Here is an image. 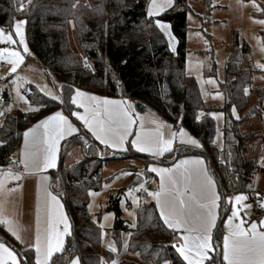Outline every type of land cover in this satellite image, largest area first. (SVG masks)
<instances>
[{"label": "trees", "instance_id": "1", "mask_svg": "<svg viewBox=\"0 0 264 264\" xmlns=\"http://www.w3.org/2000/svg\"><path fill=\"white\" fill-rule=\"evenodd\" d=\"M150 0H0V27H11L14 20H26V38L31 53L44 70L52 73L60 84L61 101L43 94L28 84L23 93L37 113L11 112V98L0 88V167H6L18 148L25 130L43 118L62 111L69 116L75 110L72 96L76 89L110 98L124 97L141 102L159 113L166 121L184 128L197 138L201 147L181 148L179 155L203 157L216 179L221 196V213L215 229V251L208 263L224 264L223 223L229 214L230 196L252 189L254 178L264 171L256 161L248 159L244 150L260 137L259 131L243 133L240 129L247 109L245 89L251 82L253 70L246 60L247 46L234 38L226 62V79L221 83L225 102L220 108L224 115L223 138L226 160L214 144L215 123L205 116L197 119L201 110H210L201 97L195 77L186 72L187 62V0H174V6L159 15L149 17ZM169 22L178 45L173 54L164 33L155 20ZM69 22L82 54L70 46ZM259 103L264 88L257 91ZM235 109V112H233ZM73 118V117H72ZM82 133L73 136L66 150L80 143ZM88 141H91L87 138ZM101 146H89L85 158L67 167L66 150L61 151V172H54L53 188L65 201L72 233L65 249L54 256L50 264H66L69 258H79L80 264H112L115 253L102 249L101 227L89 213L90 192L99 191L104 183L103 169L112 161L126 157L141 159L146 166L149 158L139 156L128 145L127 152L118 158H103ZM120 193L111 196L105 210L113 212L111 228L113 242L121 252L123 236L128 234V252L150 264H187L173 243L177 231L168 228L154 202H144L136 210L135 226L123 218ZM73 237L76 242L72 246ZM0 241L14 247L23 257L22 264H35L31 249H22L0 224ZM117 264H139L121 260Z\"/></svg>", "mask_w": 264, "mask_h": 264}, {"label": "crops", "instance_id": "2", "mask_svg": "<svg viewBox=\"0 0 264 264\" xmlns=\"http://www.w3.org/2000/svg\"><path fill=\"white\" fill-rule=\"evenodd\" d=\"M158 2H162V0H158ZM151 3H152V0L149 1V4L147 6V12H148V9ZM173 6H174V0H173V5L171 7H166L162 12H159L157 15L153 17H158L165 11L171 9ZM164 35L166 36L167 41L168 40L171 41V43L168 42L169 49L173 54H175L177 50L178 42H177L176 37L173 34L171 26L169 28L168 34L164 33ZM173 37L174 39H172ZM32 56L37 61V63L40 65V67L43 68V66L39 63L38 59L33 54ZM56 92H57V97H58L56 100L61 101V91L56 89ZM78 93H84V95H79ZM92 97H96L98 99H92ZM73 98H75L76 100V103L74 104L75 110L73 112H79L81 115L85 117H90L93 111H97L99 113V116L97 117V119L105 120V121L107 120L108 117H107V113L104 111L106 107L103 103L104 100L107 99V100L124 101L130 104L131 105L130 111L134 117V123L128 129V133L126 135L123 148L106 147L104 144H101L92 135L90 131H88L83 121L78 120L75 116H69L68 114L61 111L64 116L68 117L69 121L75 126L76 129H78V131L73 132L71 134L66 132L64 138L60 139L57 142V157H56V167L55 168H51V167L45 168L43 167L42 162L38 166H33L32 164H29L28 169L24 173H21L19 175L13 174V177H8L5 175L7 171L9 170L8 167L7 166L0 167V175L4 176L3 187L2 189H0V224H2L5 227V229L15 239V241L18 242V244L20 245L22 249L33 250L35 264H38V260H37L38 255L41 261L44 260L43 253L38 254L35 249L37 236L40 237L42 242L45 238L46 233H51L54 241H55V238L59 236V238L63 241V244H62L63 250L65 249L67 239L72 233V225L67 215L66 207H65L64 201L60 193L55 191L53 188V178H54V172H57L59 165L61 163V151L66 150V146L68 145V142L73 136H76L82 133L80 143H76L66 150V153L63 159L65 166L70 167L82 161L86 156L89 146L93 143H97L101 146L99 153L101 154L102 157L109 156L110 158L112 157L118 158V157L123 156V154L127 152L128 145H130L133 151L137 153L139 156H144V157L149 158V163H148L149 173H150L149 177L150 176L155 177V181L150 186L152 193L161 191V174H159L158 172H153L150 169L153 167L172 169L171 173L163 174L164 175V188L170 194H174L175 189L177 187L180 189L181 192H184L185 193L184 199L190 204L191 211L193 213L197 211H206V209L202 210L199 208V203L206 202V198L201 197L198 192L195 193V198L194 199L192 198L194 189H193V185L189 184L185 179L186 177L185 170L186 169L192 170L196 167H203L207 169L208 174L213 178L215 182L214 190L220 197V199L216 201V207L213 209L216 215V220H215V227L211 230L212 249L208 252V258L203 260V264H212V263H208V261L212 258V255L215 251L214 234H215V229L217 227V223H218L220 213H221V196L218 190L217 182L211 171V168L209 167V164L203 157L194 155V154L179 155V151L181 148L196 149L198 147L193 146L187 142L185 143H181V141L179 142L176 137V131L178 134L179 133L178 130H180V127H177L173 125L172 123L166 121L159 113L147 107L143 103L142 104L144 105L145 110L143 112H139L136 109L137 102L132 99H128L124 97L110 98L104 95H97V94L86 92L80 89L75 90L72 96V100ZM109 107L114 108L117 106H109ZM119 107H124V105L121 104L119 105ZM38 111L34 113H37ZM150 111H153V112H150ZM235 115L237 118H241L240 115L238 114H235ZM250 116L251 117L255 116V113L254 115H250ZM259 122L263 130L264 121L261 120ZM38 123L39 121L30 128H35V126ZM255 131H258V130H255ZM173 134H175V136H173ZM32 135H35L39 141L38 148L41 154V161H42V157L45 153L46 148L48 147L47 143L45 142L47 138L44 136V129L42 127L35 128L34 133L30 134V137H29L30 142H31ZM137 135L140 136L141 140H144L145 138H149V137L157 138L158 136L162 137L165 140L172 139L173 140V143L171 145L172 151L165 152L161 155H153L149 151L140 152L137 150L135 146L132 145V141L137 138ZM191 137L193 136L191 135ZM87 138H89L91 141H88ZM262 138H263V135L261 133V138L259 139H262ZM223 141H224V138H223ZM29 146L25 145L24 135H22L20 144L18 148L16 149V151L14 152V154L12 155V159L21 163V161L25 159V153L28 150ZM244 154L246 155L248 159L256 161V159L254 158L255 152L253 149H249V150L245 149ZM257 154L259 157H264V153H262L261 151V146L260 148H258ZM196 158H200L203 161V164L197 165L195 163ZM132 160L138 161L141 164V167L143 165L146 166V164L141 159H135V158H130V157H126L123 159L119 158L110 163H115L118 161L119 162L132 161ZM181 160H188L189 163L186 165H181L179 168L175 167V165L179 164ZM105 167L103 169V173H104ZM261 168H264V167H261ZM136 173H137V169H134L133 174L124 180L123 189L127 190L128 186L131 184L134 178L139 176V174H136ZM17 176L19 177L18 179L14 178ZM170 176L173 179L178 181L177 185H173L170 183L169 181ZM45 188H47V190L53 196L56 197L57 201L59 202V206L57 205L56 202L52 201L50 197L47 198V203H46V197L44 193ZM185 189H187V191H185ZM251 191H256L260 194H264V171L261 173H258L255 176L252 189L250 191L246 193L235 194L228 198V200H230L229 212H231L232 214L233 211H235L237 215L231 221V224H232L231 229L228 227L229 220L227 218L225 219L224 225H223V237L225 235H228L230 231H234L236 228V225H240L241 227L245 229H250L251 223L253 222L257 223L258 232L264 231V225H261L259 223L260 220H264V198L260 196H257L256 198H252L250 195ZM237 195H243L246 197V199L237 202L235 200V196ZM228 200H227V203H228ZM146 202H154L157 206V201L154 197H153V200L146 201ZM178 202L179 201L177 199V203ZM157 208L160 213V208L158 206ZM231 214L229 215V217L232 216ZM63 217H67V223L70 226L68 233H65L64 231ZM98 220H99V225H100V219ZM13 232H15L16 235H13ZM183 235H184L183 229L177 231L178 238L173 243V245L177 247L180 246V244L183 243L181 239ZM17 236H19V239H17ZM223 237H222V248H223ZM128 240H129V235L128 234L124 235L123 241L127 245V248H128ZM112 241H113V237H112ZM5 246L10 247L16 253L17 264H22V261L24 260L23 257L19 255V253L13 247L9 246L6 243H5ZM61 252H54L51 258L48 260L47 264H50L54 256L57 254H60ZM113 252L116 255V259H118V257H122V260L124 259L131 260L139 264H150V263L136 261L134 259L135 255L130 254V256H128L127 253L129 252H127L126 249H125V252H122V253L121 252L117 253L116 251H113ZM73 259H76V257L71 258V261ZM184 261L187 263L186 260ZM9 264H11V262H9ZM224 264H226V261H224Z\"/></svg>", "mask_w": 264, "mask_h": 264}, {"label": "rangeland", "instance_id": "3", "mask_svg": "<svg viewBox=\"0 0 264 264\" xmlns=\"http://www.w3.org/2000/svg\"><path fill=\"white\" fill-rule=\"evenodd\" d=\"M187 3L190 9L187 16L186 72L188 75L195 77L204 104L212 108L210 110H201L198 113V117L202 119L205 116H209L214 120L216 128L214 144L220 151V159L225 161L226 157L223 151L224 115L220 110L224 105L225 96L221 89V83L226 79V62L232 51L234 38L237 36L239 44L241 46L245 44L248 48L246 60L242 64L247 66L246 61L248 59H252L254 64V68L251 67L253 70L251 82L246 88L247 109L242 114H239L240 117L245 116L241 122L240 129L245 133L255 130L262 133L263 138L248 146L246 150L253 149L257 164L264 167L262 157L257 154L260 146L262 153H264V129L262 130L259 122L261 120L264 121V113H262L264 112V97L259 103L257 95V91L264 88V67H261L264 65V23H261V21H264V0H254V2L253 0H187ZM16 21H24L21 29L24 45L19 43L20 38L15 34ZM0 29L4 33H11L12 40L15 41L14 43L9 42L7 35L0 37V49L7 48L9 52H19L20 56L23 57L22 61L17 64L15 73H13L11 72L12 64L9 63V60L16 58L10 57L9 53H0V64L6 65L4 71H0V88L2 87L3 90L9 92L11 98L9 111L34 113L39 108L28 102L27 97L23 93V88L28 84H32L43 94L53 98L57 97L56 89L60 91V84L52 73L40 67L30 53L26 38V20L23 17L16 18L11 27H0ZM69 39L71 49L75 53L82 54L74 35L72 22H69ZM168 42L171 43L170 40ZM25 45L27 46V51L24 50ZM4 73L10 75L7 80L2 79ZM252 108H256L255 116L253 117L250 116ZM221 113L222 115H220ZM181 129L188 136H191L184 128L180 127ZM180 130H178V134L176 131V137L179 142L181 141ZM195 139L201 145L200 141L197 138ZM103 158L110 157L105 156ZM134 169H137L136 174H139L143 181L148 180L150 174L149 165L141 167V164L135 160L118 161L105 167L102 188L97 192L93 191L90 193L88 210L95 222L99 224L98 219H100L102 249L111 250V248H115L118 253V248L112 241L111 233L115 215L113 212L105 210L111 196H115L122 191L120 193V206L123 218L128 221L130 226H135L136 224L137 207L143 202L153 200V196L150 195L152 193L150 188L146 189L141 197L137 196V193L142 189L140 185L131 191L123 189L124 180L133 174ZM229 204L230 200H228ZM230 214L231 212L226 217L227 219ZM125 249L128 252L127 245L123 241L121 253L125 252ZM127 254L130 256V253ZM118 259L115 256L114 261L116 264L122 260V257H118ZM134 259L139 262L149 263L141 260L138 255H135ZM161 264L169 263L164 261Z\"/></svg>", "mask_w": 264, "mask_h": 264}, {"label": "snow or ice", "instance_id": "4", "mask_svg": "<svg viewBox=\"0 0 264 264\" xmlns=\"http://www.w3.org/2000/svg\"><path fill=\"white\" fill-rule=\"evenodd\" d=\"M254 2V0H253ZM173 5V0H152V3L148 9L147 15L153 17L159 12H162L166 7H171ZM264 23V21H261ZM24 21H16L15 34L20 38L19 43L24 45V37L22 32V26ZM155 25L162 30L165 34H168L170 23L162 21L160 19L155 20ZM7 35L8 41L14 43L12 40L11 33H4L0 29V37ZM174 39V37L172 38ZM24 50L27 51V46H24ZM0 53H9L10 57H15L16 59H10L9 63L12 64L11 72L15 73L16 66L20 63L23 57L20 56L19 52L11 51L4 48L0 49ZM261 67H264L262 65ZM247 92V89H245ZM79 95H84V93H78ZM57 97H53L56 99ZM92 99H98L92 97ZM72 103L75 104L76 100L73 98ZM104 105L106 106L104 111L107 113V120H98L97 117L99 113L93 111L90 117H85L79 112L71 113L78 120L83 121L85 127L92 133V135L106 147L123 148V144L128 133L129 127L134 123V117L131 113V105L124 101L116 100H104ZM123 104L124 107H119ZM117 106V107H109ZM235 112V109H233ZM2 114V113H0ZM215 115V114H213ZM222 115V113L220 114ZM199 119V117H197ZM94 121V123H93ZM43 128L44 136L47 138L46 143L48 147L42 157L38 148L39 141L35 135L31 136V142L29 141L30 134L34 133L35 128ZM35 128L27 129L23 135L25 139V145L29 146L25 153V159L21 161L25 165L27 170L29 164L33 166H38L41 162L43 167L55 168L56 167V157H57V142L63 139L65 133H73L78 131L75 126L69 121L68 117L64 116L61 111H57L52 115L39 121ZM122 129V131H121ZM181 133V143H190L193 146L201 147L199 142L188 136L183 129L180 130ZM175 134H173L174 136ZM186 138V139H185ZM172 139H163L158 136L157 138H145L141 140L140 136L132 141V145L137 148L140 152L149 151L153 155H161L165 152L172 151ZM126 150V149H125ZM262 163H264V157L261 158ZM188 160H181L179 164L175 167L179 168L181 165L188 164ZM197 165H202L203 161L200 158L195 159ZM153 172H158L161 174V191L156 193H150L156 201L157 206L160 208V217L164 224L173 229L174 231H179L183 229L184 235L182 236L183 243L180 246H175L176 251L179 253L187 264H203V260L208 258V252L212 249V233L211 230L215 227L216 215L213 209L216 207V201L220 199L219 195L214 190V180L208 174L206 168L196 167L192 170L186 171V181L193 185L192 198H195V193L198 192L201 197L206 198V202L199 203L200 209H206V211H197L193 213L191 211L190 204L184 199V192H181L177 187L174 194H170L164 188V173H171L172 169L165 168H151ZM8 177H13V172L11 169L5 174ZM14 178H19L14 177ZM169 181L173 185H177L178 181L169 177ZM4 183V176L0 175V189H2ZM187 191V189H185ZM46 203L47 198L50 197L52 201L56 202L59 206V202L56 197L53 196L47 188L44 189ZM178 199V203H177ZM246 197L243 195L235 196L237 202L245 200ZM247 207V206H246ZM237 213L233 211L232 216L228 218V227L231 229V221L236 217ZM64 231L68 233L69 224L67 223V217H63ZM259 223L264 225V220H260ZM11 230V229H10ZM13 235H16L13 232ZM19 239V236H17ZM63 241L57 236L55 241L52 238L51 233H46L43 242L40 237L37 236L35 249L38 254L43 253L44 260L41 261L39 255L37 256L38 264H47L48 260L51 258L54 252L63 251L62 247ZM112 251H116L115 248H111ZM223 259L226 264H264V231H257V223H251L250 229H245L240 225H236L234 231H230L228 235L223 237ZM17 264L16 253L10 248L6 247L5 243L0 242V264ZM70 264H79V258L73 259ZM112 264H116L115 261Z\"/></svg>", "mask_w": 264, "mask_h": 264}, {"label": "built area", "instance_id": "5", "mask_svg": "<svg viewBox=\"0 0 264 264\" xmlns=\"http://www.w3.org/2000/svg\"><path fill=\"white\" fill-rule=\"evenodd\" d=\"M247 64L250 67L254 68V64H253L252 59H248L247 60ZM5 68H6L5 64H0V71H4ZM9 77H10V75H8L7 73H4L3 76H2V79L3 80H7ZM7 167H8V169H11L13 174H15V175H19V174L24 173L26 171L25 166L22 163H20V162H18L16 160H13V159L9 160V162L7 164ZM154 181H155V177L154 176H150L148 178V180L142 181V183L140 185L142 187V189L137 193V196H141L146 189H149L151 184ZM250 195H251L252 198H256L257 196H260V197L264 198V194H260V193H258L256 191H251Z\"/></svg>", "mask_w": 264, "mask_h": 264}, {"label": "water", "instance_id": "6", "mask_svg": "<svg viewBox=\"0 0 264 264\" xmlns=\"http://www.w3.org/2000/svg\"><path fill=\"white\" fill-rule=\"evenodd\" d=\"M136 109H137L139 112H143V111L145 110V107H144V105H143L141 102H137V103H136ZM254 113H255V108H252V109L250 110V115H254ZM61 164H63V160H62ZM61 169H62L61 167L58 168V170H57V175L60 174ZM142 181H143V179H142L141 177H139V176L135 177L134 180L131 182V184L128 186L127 191L134 190V189L137 188L139 185H141ZM64 204H66L65 201H64ZM214 238H215V236H214ZM75 242H76V239H75V237H73L72 246L75 244ZM13 248H14V247H13ZM14 249H15V248H14ZM15 250H16V249H15ZM16 251H17V250H16ZM70 261H71V258L68 259L67 264H69Z\"/></svg>", "mask_w": 264, "mask_h": 264}]
</instances>
